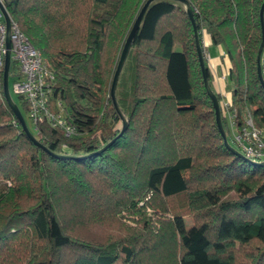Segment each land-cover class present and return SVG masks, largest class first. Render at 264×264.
I'll return each mask as SVG.
<instances>
[{"label":"trees","instance_id":"1","mask_svg":"<svg viewBox=\"0 0 264 264\" xmlns=\"http://www.w3.org/2000/svg\"><path fill=\"white\" fill-rule=\"evenodd\" d=\"M145 1L3 0L54 75L51 103L61 102L78 134L38 123L35 137L48 151L34 144L0 78V264H235L236 245L248 246L246 264H264V166L223 143L183 2L148 5L115 88L126 128L97 152L122 128L110 86ZM187 1L199 37L205 30L229 57L237 127L247 110L264 127L256 75L264 0ZM15 71L11 60L12 81ZM147 195L172 218L157 233L122 226L118 212ZM108 219L117 229L83 234Z\"/></svg>","mask_w":264,"mask_h":264},{"label":"built area","instance_id":"2","mask_svg":"<svg viewBox=\"0 0 264 264\" xmlns=\"http://www.w3.org/2000/svg\"><path fill=\"white\" fill-rule=\"evenodd\" d=\"M3 4V0H0ZM4 5V4H3ZM10 17V16H9ZM10 55L16 64L12 89L23 98L27 105V119L37 133L38 123H47L61 131L66 137L78 134L76 128L68 120L64 106L60 101L51 103L54 75L41 53L30 43L20 30L16 21L10 17ZM6 53V25L0 12V78L3 75L4 57ZM260 71L264 78V47L260 54ZM220 110L226 120L227 139L246 159L259 163L264 161V127L257 126L251 113L244 114L243 124L237 127L236 109L229 100H221Z\"/></svg>","mask_w":264,"mask_h":264},{"label":"water","instance_id":"3","mask_svg":"<svg viewBox=\"0 0 264 264\" xmlns=\"http://www.w3.org/2000/svg\"><path fill=\"white\" fill-rule=\"evenodd\" d=\"M152 1L153 0H146L144 2V4L142 5L141 9L139 10V12H138L133 24H132V27H131V29H130V31H129L126 39H125V42L122 46L120 57H119L116 69L114 71V74H113V78H112V82H111V86H110V97L112 99V103H113L116 111L119 114H120V111H119V108H118V105L116 102V98H115V88H116L117 80H118L120 71L122 69V66L126 60L127 55H128L129 49L131 47V42H132V39L134 37V34L137 31V29L139 28L140 22L142 20V17L144 15L148 5ZM178 1H181L185 4L187 15H188V17L191 21V24H192L193 34H194V38H195V45H196V50H197V55H198V62H199V66H200L202 78H203V84H204L206 93L208 94V96L212 102L213 109L215 112V122H216V125L218 128V131L222 137L223 143L225 146H227L229 149H231L235 154H237L241 158H243L249 162H252V161L246 159L239 151H237L234 147H232V145L229 143V141L227 139V135H226V132L223 128L222 121H221L219 101H218L217 95H216V93L213 92V90L210 88V86L208 84L207 75H206V68H205V60L203 57L202 46H201V41H200V37H199V31H198V28H197V25L195 22L193 9L187 0H178ZM0 12L2 13L4 22L6 25V53H5V57H4V66H3V75H2V87H3L4 98H5L6 102L8 103V105L10 106V108L12 109L15 117L19 121V123H20L23 131L26 133V135L33 141L34 144H36L37 146L48 151L47 147L44 146L42 144V142H40L30 132V130L26 124V121H25L22 113L20 112L18 106L16 105V103H14V101L10 97V94L8 91L9 67H10V62H11L10 37H9V34H10V17H9V15H8V13H7L5 7L2 3H0ZM259 24H260V30H261V41H260V44H259V47L257 50V55H256V75H257V78H258V81H259V84H260L262 90H264V78H262L261 71H260V54L262 51V47H264V2L261 3L260 8H259ZM121 117H122V115H121ZM126 125H127L126 120L122 117V128L120 129V132L116 135V137L114 139H112L110 142H108L106 145H104V147H102L97 152L104 150L117 137H119L122 134V132L125 130ZM252 163L256 164L258 166H264V161L259 162V163H255V162H252Z\"/></svg>","mask_w":264,"mask_h":264},{"label":"rangeland","instance_id":"4","mask_svg":"<svg viewBox=\"0 0 264 264\" xmlns=\"http://www.w3.org/2000/svg\"><path fill=\"white\" fill-rule=\"evenodd\" d=\"M202 46V44H201ZM203 52V50H202ZM204 52H203V57H204ZM205 58V57H204ZM205 60V59H204ZM119 78V77H118ZM8 91L10 94L11 99L14 102H17V97L16 94L13 92L12 89V77L11 74L9 76L8 80ZM232 102V97L231 100ZM221 100L219 101L220 105ZM17 104V103H16ZM220 108V106H219ZM221 113V110H220ZM26 123L28 125V128H30L32 134L36 136V132L34 131L33 127L31 126L29 120L27 119V116H25ZM227 122V118H226ZM227 124V123H226ZM2 187V184L0 183V188ZM117 221L121 223L122 226L125 228H131V229H144L145 227H150V229L154 232L157 233L161 227L162 224L167 221V219L172 218V215L167 212V211H162L155 209L153 206L150 204V195H147L145 199H142L135 208L129 207L127 208H122L117 216ZM192 218L191 217H186L185 221L187 226L192 224ZM118 223L108 219L104 221L103 223H95L93 225H90L89 227L85 228L83 230V234L88 235V236H93L96 238H102L104 233H105V228L102 226H105L110 229H117L116 225ZM254 246V244H252ZM248 249V246H238L236 245L234 255H235V264H246V261L244 259V253L245 250ZM250 255V254H249ZM248 255V256H249Z\"/></svg>","mask_w":264,"mask_h":264},{"label":"crops","instance_id":"5","mask_svg":"<svg viewBox=\"0 0 264 264\" xmlns=\"http://www.w3.org/2000/svg\"><path fill=\"white\" fill-rule=\"evenodd\" d=\"M200 36L204 59L212 77V88L220 95V100H231L232 82L228 79L231 63L227 52L222 44H213L205 30Z\"/></svg>","mask_w":264,"mask_h":264}]
</instances>
